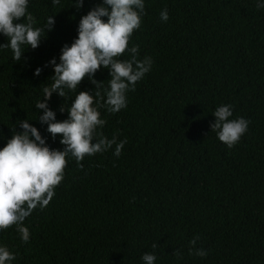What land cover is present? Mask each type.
Masks as SVG:
<instances>
[{
  "label": "trees",
  "instance_id": "1",
  "mask_svg": "<svg viewBox=\"0 0 264 264\" xmlns=\"http://www.w3.org/2000/svg\"><path fill=\"white\" fill-rule=\"evenodd\" d=\"M100 2L83 0L76 10L72 0H29L38 25L50 15L55 22L20 61L0 49V147L26 118L50 149L62 150L59 135L52 139L35 120L43 110L33 104L51 83L48 61L59 62L80 17ZM132 45L137 59L151 58L150 71L126 93L125 108L98 109L100 135L126 141L120 156L113 145L79 163L66 157L54 196L23 222L28 242L14 226L0 231L12 264H143L144 253L155 254L154 264H264V8L255 0H145ZM94 79L106 86L107 70ZM76 91L95 85L86 76ZM74 96L47 101L57 120L67 118ZM220 104L249 121L231 148L209 127Z\"/></svg>",
  "mask_w": 264,
  "mask_h": 264
},
{
  "label": "clouds",
  "instance_id": "2",
  "mask_svg": "<svg viewBox=\"0 0 264 264\" xmlns=\"http://www.w3.org/2000/svg\"><path fill=\"white\" fill-rule=\"evenodd\" d=\"M60 2L51 0L53 5ZM28 4L29 0H0V35L6 37L0 49H9L13 61H20L26 49H35L55 22L54 15H50L43 25H38L28 11ZM72 5L79 10L83 0H72ZM255 6L264 8V0H255ZM144 8L145 0H101L80 17L76 36L60 49L59 62L55 58L48 61L52 66L51 83L40 88L41 94L35 98L33 107L43 110L36 113L35 120L47 125L46 131L52 139L59 135L63 148L50 149L29 120L18 121L21 131L14 130L0 147V231L14 226L21 242H28L30 233L23 222L34 209L42 210L47 206L54 196L55 186L63 179L66 157L75 158L79 163L85 155L91 157L106 152L113 149V145L112 154L120 156L126 141L117 142L115 135L112 139L100 135L98 129L105 120L100 118L98 109L103 107L108 113H116L125 108L126 93L151 69V58L137 59L138 46H129V38L140 27ZM159 18L167 21L166 9L160 11ZM125 51L130 58L118 59ZM101 68L108 72L106 86L104 81L94 79ZM40 72L37 67L33 76H39ZM86 76L95 85V91L77 92L78 84ZM72 91L75 96L66 108L67 118L57 120L47 101L53 93L66 97ZM59 111L63 113L65 107L61 106ZM211 115L214 117L209 125L211 131L228 148L247 131L249 121L243 117L232 118L228 104L216 106ZM189 243L194 244L195 238ZM195 255L204 257L206 253L197 249ZM15 259L8 247L0 244V264H12ZM140 259L143 264H154L156 256L144 253Z\"/></svg>",
  "mask_w": 264,
  "mask_h": 264
}]
</instances>
